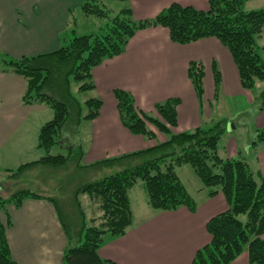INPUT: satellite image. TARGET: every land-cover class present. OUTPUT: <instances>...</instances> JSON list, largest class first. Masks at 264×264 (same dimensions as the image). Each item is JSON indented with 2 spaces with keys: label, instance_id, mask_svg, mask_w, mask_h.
<instances>
[{
  "label": "trees",
  "instance_id": "trees-1",
  "mask_svg": "<svg viewBox=\"0 0 264 264\" xmlns=\"http://www.w3.org/2000/svg\"><path fill=\"white\" fill-rule=\"evenodd\" d=\"M119 1L128 5L131 0ZM248 1L208 0L206 11L173 3L152 19L135 20L129 6L111 18L103 0H84L81 5L84 16L110 20L100 33L68 38L67 45L62 38V45L53 52L9 59L0 64V72L26 79L25 104L44 105L53 113L39 133L38 146L45 155L39 161L22 166L10 177L16 178L22 169L33 165L60 168L70 164H76L78 170L92 176L80 182L75 193L81 218L78 231L68 226L55 199L28 189L0 196V264H18L7 236L12 224L9 207L20 208L27 198H44L55 203L68 239L65 264H113L103 259L99 251L105 245L106 235L121 238L133 227L129 193L139 180L145 184L147 204L153 211L174 212L184 207L196 213L198 204L177 173V168L185 165L200 179L201 191L206 189L209 198L223 194L228 205L226 212L212 217L206 224L211 240L195 253L191 264H232L243 253L248 254L249 264H264V239L261 238L264 234V175L254 172L242 157L229 159L219 155V141L225 132L223 123L172 134L171 128L178 123L179 99L156 105L163 119L160 121L139 109L131 93L114 90L120 120L131 133L155 138L156 133L148 127L150 123L170 135L157 146L85 166L81 163L82 146L66 154L52 153L68 124L79 126L84 120L96 119L103 106V102L93 96L81 103L71 92V80L79 84L80 93L93 92V69L122 54L138 31L163 27L168 30L171 41L180 45L216 38L230 51L242 87L254 91L264 82V47L258 44L264 36V7L246 10ZM213 71L218 94L221 73L216 64ZM204 75L201 62L190 63L188 76L200 100L204 96ZM257 100L259 110H264V89ZM83 106L86 114H83ZM259 146L264 147V127L256 129L252 136V147ZM81 195H87L96 207L90 225L79 202Z\"/></svg>",
  "mask_w": 264,
  "mask_h": 264
},
{
  "label": "crops",
  "instance_id": "crops-1",
  "mask_svg": "<svg viewBox=\"0 0 264 264\" xmlns=\"http://www.w3.org/2000/svg\"><path fill=\"white\" fill-rule=\"evenodd\" d=\"M83 2L0 0L1 62L58 49L62 45V34L72 23L71 13L81 10ZM173 3L204 11L209 8L208 0H131L128 4L133 18L144 20L154 18ZM193 61L201 62L206 70L207 96L204 89L202 100L188 76V68ZM214 64L220 69L225 93L232 99H244L248 107L252 104L257 107L252 102V91L242 87L237 67L226 47L216 38L180 45L171 41L168 30L163 27L138 31L122 54L93 69L95 90L91 96L99 98L103 106L96 119L84 123L85 143L80 130L82 123L79 126L68 124L62 131L59 144L54 147L57 153L53 154H65L82 146L83 159L88 157L92 164L153 146L146 140L144 142V136L131 133L122 124L114 96L116 89L131 93L136 105L151 116H154L157 104L177 98L180 100L178 123L173 131L190 132L199 128L210 117L205 109H209L213 98L210 94ZM26 90L25 78L0 72V173L7 174L5 185L10 182L11 187L7 191L10 194L28 189L55 199L60 205L63 193L59 192L58 183L63 180L65 184V180L63 176L60 178L59 168L33 165L22 169L16 178L10 177L22 166L39 161L45 155L38 146L39 133L53 116L44 105L25 104ZM258 117L255 114L252 136L259 126ZM259 124H264V112L260 113ZM246 156L240 153L254 172L264 175V147L247 145ZM60 168L78 167L70 164ZM16 186L21 189H14ZM79 186L80 183L77 189ZM3 189L0 188V196L10 195L4 194L7 192ZM201 189L200 186V192ZM196 202V213L184 207L174 212L152 210V214L143 221L134 223L124 237L111 238L100 249V256L113 264H191L195 253L211 240L206 231L208 221L228 210L223 194L214 198L206 194ZM9 213L12 224L7 229V236L12 256L18 264H65L68 239L55 203L44 198H27L20 208L9 207ZM261 238L264 239V234ZM232 264H249L248 254L243 253Z\"/></svg>",
  "mask_w": 264,
  "mask_h": 264
},
{
  "label": "rangeland",
  "instance_id": "rangeland-1",
  "mask_svg": "<svg viewBox=\"0 0 264 264\" xmlns=\"http://www.w3.org/2000/svg\"><path fill=\"white\" fill-rule=\"evenodd\" d=\"M103 3L106 9L109 10L111 18L116 16L121 11V9H123L126 6H129V4L127 5L125 2L119 0H103ZM263 7H264V0H252L250 2H247L245 5L246 10H258ZM71 21H72L71 25L61 36V38H63V41L66 45L69 43L68 38L72 39L75 36L81 37L84 35L87 36L91 34H98L101 32L102 28H105V26L110 22V20L106 18H96L93 16L86 17L84 16V14L80 9H77L76 11L71 13ZM258 44L261 47L262 46L264 47V36L261 40H259ZM226 51L230 54L231 59L234 63L230 51L227 48ZM1 61H3V58H0V64H2ZM205 75H206V70H205ZM211 78L213 81V88L210 96L213 98H211L212 99L211 106L209 107V109L208 108L205 109V111L209 113L210 117L208 121L204 120V124H201L200 127H210L218 123H223L225 132L221 136L219 141V155H221L223 158L237 159L240 157V153L242 152V154L246 156L247 145H249V147H252L251 132L253 129L252 123L254 121V116L255 114H257L260 117V113L264 112V110H259V104L257 100V97L259 96L260 92L263 91L264 89V83L258 85L257 88L254 91H252L253 95L251 96L252 99H254V101L252 102L255 103L257 107H253V104L248 107L247 104H245L244 99L241 98L239 99L238 97L237 99L230 98L222 89V83H221L220 91L218 92V94H216L217 92H216L214 74L211 76ZM70 87L72 94L75 95L76 98L81 103H84L86 100H88L91 97V93H80L78 90L79 84L74 80H71ZM204 89L207 96V86L205 83V78H204ZM86 113H87V109L85 106H83V114ZM153 113L155 118H157L160 121H163L162 117L157 113L156 107ZM259 117L257 118V124L259 126H256V128L258 127V129H261L264 127V124H259ZM233 120H235L234 123H232ZM85 122L87 121L84 120L80 127L84 140L83 144L85 143V138H86V135L84 134ZM148 127L156 133V137L153 139H148L146 137H142V138L144 139V142L146 140L147 143L153 145L151 147L157 146L169 139L170 135H167L159 131L155 125L148 123ZM173 128H171L172 134L184 133V132L176 133L173 131ZM52 153H57V150L55 148L52 149ZM229 153L232 155L229 156ZM87 158L88 157H85L82 160L81 162L82 165L85 166L91 163L89 162V160H87ZM59 169H60L59 171L60 178L61 176H63L62 179L65 180V184L62 183L63 180H60L61 183H58L60 187L59 192L63 193V199L62 198L60 199V207L63 213L62 216L64 220L68 223V226L70 225L71 227L72 225V227L76 229V231H78V228L80 227L81 224V218L77 207L78 198H76L77 196L75 194L77 190V185L80 182H82L84 179L87 180V178H92V176L90 175L88 176V174L86 175V173H83L77 168H59ZM177 173L180 179L182 180V182L184 183V185L193 194L195 199L201 201V199L205 197L207 191H205L206 189L203 192L199 191V187L201 186L202 188V183L194 173L193 169L189 165H185L183 167H178ZM6 181H7V174L5 172L0 173V188H4L3 191L5 190V192L10 190L11 187L10 182H7V184L5 185ZM68 183H70V185ZM25 185L27 184L25 183ZM18 188L21 189L19 186H16L14 189L17 190ZM4 194H10V193L7 192ZM129 195L134 212V223L136 224L138 222L143 221L146 217L152 214V209L147 204V193L145 190L144 182L139 180L136 183V185L133 187V189L130 190ZM79 202L81 204V208H83V211L85 212L87 225H90V219L91 217H93L92 211H96V207L91 204L90 199L88 198L87 195H81L79 198ZM111 238H112L111 236L106 235L105 244L108 243L111 240Z\"/></svg>",
  "mask_w": 264,
  "mask_h": 264
}]
</instances>
